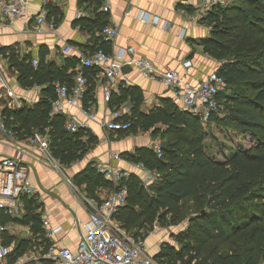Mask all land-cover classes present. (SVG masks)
<instances>
[{
	"label": "trees",
	"instance_id": "trees-1",
	"mask_svg": "<svg viewBox=\"0 0 264 264\" xmlns=\"http://www.w3.org/2000/svg\"><path fill=\"white\" fill-rule=\"evenodd\" d=\"M91 2L98 10L104 0ZM97 10L91 22L78 19L76 25L93 35L97 32L94 44L88 46L90 52L102 49L110 54L111 43L98 34L109 25L107 13ZM206 20L212 25V34L201 45L221 62L217 73L225 88L217 95L218 114L207 123L223 124L241 135L249 133L256 144L215 160L205 152L204 124L190 112L168 105L146 114L134 107L127 117L131 127L142 132L153 128L151 133L160 135L163 153L158 158L152 149L142 148L126 159L142 162L161 177L145 189L140 177L132 174L127 181V204L117 220L135 239L139 234L132 232L134 227L148 230L156 221L161 225L185 222L175 235L177 245L161 244L153 257L158 264H260L264 261V0L214 6ZM6 49L0 47V53ZM9 50V62L19 83L43 87L44 96L32 107L2 112L6 125L24 138L35 132L47 135L48 150L61 163L70 165L82 159L95 137L82 140L83 129L69 133L62 126V116L50 120L48 116L54 98L52 84L59 81L71 86L75 75L46 61L47 50L39 52L36 66L29 54ZM96 72L95 68L84 71L88 79L84 105H91ZM119 91V96L111 94L110 108H117L121 96L127 94L126 88ZM159 123L164 130L155 129ZM73 182L92 199H97L101 188L113 187L91 164L77 172ZM187 206L190 213H186ZM42 264L52 263L44 260Z\"/></svg>",
	"mask_w": 264,
	"mask_h": 264
},
{
	"label": "crops",
	"instance_id": "crops-1",
	"mask_svg": "<svg viewBox=\"0 0 264 264\" xmlns=\"http://www.w3.org/2000/svg\"><path fill=\"white\" fill-rule=\"evenodd\" d=\"M108 2L107 22L117 29L116 37L110 42L111 61L121 67L128 66V70L122 72L129 78L127 85L114 88L112 93L119 96V88L123 87L126 88L127 94L121 96L117 108H110L103 98L105 79L99 70L94 74V87L90 93L89 103L94 107L96 119L87 121L82 140L91 136L95 137L96 141L80 161L72 163L73 165L66 170H60L51 164L37 146L27 142V137H21L12 129L15 142L0 143V157L20 158L27 166L30 182L39 190L37 194L24 201V208L18 215L11 216L0 209V226L4 227L0 233V242L9 249L8 255L0 259L1 264H42L44 260L51 262L45 256L50 242L41 223L43 216L51 225L62 227L55 237L59 245L72 250L76 248L82 229L74 224V219L79 218L81 222H86L90 211L89 203L101 202L116 188L112 183V188H101L97 192V199L87 197L82 187L73 182L74 175L87 164L129 169L130 177L132 174L140 177L142 184L143 173L134 170L130 165L133 161L126 158L128 155H135L138 149H152V136L156 137L159 133L142 132L134 128V131L129 130L130 132L120 135L119 132L107 130L101 124L112 118L113 109L124 112L125 116L122 117L124 119H127L134 107L146 114L158 107L167 108L168 105L178 110L184 109L169 87L151 81L138 72L133 63L135 59H149L158 69L176 70L180 75H184V63L190 62V72L184 75V82L193 87L197 86L206 74L217 72L220 67L221 62L204 52L201 45V41L212 34V25L206 20L207 14L215 6L212 0H108ZM42 6L40 0L31 2L29 9L31 18L27 23L22 19L9 21L0 14V47L7 48L5 53H0V67L6 74V81L0 82L1 112L19 109L13 106V97L20 100L22 106L32 107L44 96L43 87L38 85L25 87L19 83L17 72L9 62V48L14 49L19 55L29 54L32 60L38 58L41 50H47L46 61L54 62L66 74L75 75L79 70L84 72L86 69L82 66L80 54L86 56L91 53L88 46L94 44L97 32L93 35L80 29L76 21L93 20L97 10L93 2L48 0L44 6L45 22L40 26L41 32H36L35 17ZM100 9L97 11H101ZM140 10L145 14L157 16L160 23L153 25L137 20L135 16ZM163 22L166 23L165 27H161ZM66 44L72 46V51L68 55H63L61 50ZM129 46L134 47V55L125 51L122 58L116 57L120 50H126ZM66 111L76 119L84 118L78 105L67 106ZM164 128L161 123L155 127L158 131ZM115 154L120 155L122 159L115 160L113 158ZM117 216L115 221L123 226L117 220ZM157 223L156 221L148 230L134 227L132 232L139 234L137 239L131 233L135 240L143 242L145 247L150 249L152 258L162 243L177 245L173 238L185 225V223L181 226L169 225L173 229L163 234L167 231L166 228H158L160 232L157 231L155 228ZM158 225L161 227V224Z\"/></svg>",
	"mask_w": 264,
	"mask_h": 264
},
{
	"label": "built area",
	"instance_id": "built-area-1",
	"mask_svg": "<svg viewBox=\"0 0 264 264\" xmlns=\"http://www.w3.org/2000/svg\"><path fill=\"white\" fill-rule=\"evenodd\" d=\"M33 0H0V14L9 21L22 19L27 23L31 14L29 12ZM42 9L35 17V31H40V26L45 22V8L48 0H40ZM237 0H212L215 6L227 7L236 3ZM102 10L109 11V2L104 0ZM137 20L153 25H158L160 19L157 16L145 14L141 10L135 16ZM163 22L161 27H165ZM105 41L112 42L117 35V29L108 25L98 33ZM72 51V46L66 44L62 47V54L68 55ZM134 55V47L129 46L126 50H120L116 57L122 58L124 52ZM81 56V63L84 68H95L99 70L105 79L103 87V98L106 103L110 101L114 88L120 85H127L129 78L122 72L121 66L112 63L111 55L102 49H96L90 54ZM135 68L145 78L162 83L169 87L176 96L184 110L197 117L202 124L208 122L213 114H218L219 104L217 95L224 87V79L216 71L206 74L205 78L195 87L188 82H184V75L190 72L191 63H184V75H180L176 70L158 69L155 64L145 58L133 61ZM34 66L37 59L32 60ZM6 81V74L0 67V82ZM88 86V79L82 70H79L74 78L73 84L68 86L65 83L55 81L52 84L54 98L50 101L48 112L49 120L57 116L63 117V128L69 133H76L87 127L88 120L96 119V112L92 105L81 103ZM13 106L20 108V100L13 97ZM78 105V109L83 119L74 118L66 111L67 106ZM124 112L113 109L111 119L101 125L107 130L120 132L128 131L131 122L122 117ZM153 128L147 132H151ZM15 142L13 131L6 125L5 117L0 111V143ZM27 142L32 146H37L43 152L49 162L60 169V165L48 150L47 138L44 134L35 132L27 137ZM151 148L158 158L162 156V145L157 139L151 143ZM115 160H121V156L115 154ZM131 167L143 173L142 186L148 189L151 184L160 179L161 173L157 170L147 168L142 162H130ZM96 170L116 186L101 202L90 205L88 220L81 222L79 218L74 219V224L82 229L78 237L76 248L72 250L67 246H61L56 241V235L62 227L53 226L43 216L42 226L45 236L49 240V245L45 253L46 258L53 264H157L147 253L143 242L135 240L117 221L115 217L119 211L127 204L128 187L127 181L131 172L129 169L115 168L112 166L96 165ZM74 189L77 187L73 185ZM29 180L27 166L17 157H0V209L9 215H18L25 205L24 198H31L38 193ZM4 229L0 226V233ZM9 253L8 247L0 242V259L5 258Z\"/></svg>",
	"mask_w": 264,
	"mask_h": 264
},
{
	"label": "rangeland",
	"instance_id": "rangeland-1",
	"mask_svg": "<svg viewBox=\"0 0 264 264\" xmlns=\"http://www.w3.org/2000/svg\"><path fill=\"white\" fill-rule=\"evenodd\" d=\"M225 88L223 87L221 91H223ZM223 117V115H220ZM205 128V138L203 140L205 152L213 159L215 160H223L229 155L233 154L235 151H245L249 149L250 147L254 146L256 144L255 140L251 137L249 133L246 134H238L237 132L233 131L232 129L224 126L223 124H217L216 122H209L203 125ZM130 131H134L133 127H130ZM119 132L120 135L125 134L126 132ZM46 132V131H45ZM45 135V134H44ZM150 136V134H147ZM47 138V135H45ZM156 136V135H155ZM152 143L155 142V140H159L162 145V140L159 136V134L156 137H153ZM48 139V138H47ZM49 145V140H48ZM54 157V156H53ZM56 159V158H55ZM57 163L60 165V170H66L69 168V166H72L73 164L66 165L64 163H61L58 159H56ZM80 161V160H78ZM67 173V172H66ZM188 209L186 210V213L191 212V208L187 206ZM185 222L182 221L179 226L183 225ZM158 223L155 224V228H166V232H163V234H167L168 230L173 229L172 227H169L168 225H161V227H158ZM176 239V236H174L173 240ZM147 249V253L151 255L150 249ZM260 264H264V261Z\"/></svg>",
	"mask_w": 264,
	"mask_h": 264
},
{
	"label": "water",
	"instance_id": "water-1",
	"mask_svg": "<svg viewBox=\"0 0 264 264\" xmlns=\"http://www.w3.org/2000/svg\"><path fill=\"white\" fill-rule=\"evenodd\" d=\"M121 69H122L123 72H126V71L128 70V66L123 65V66L121 67ZM0 264H1V262H0Z\"/></svg>",
	"mask_w": 264,
	"mask_h": 264
}]
</instances>
